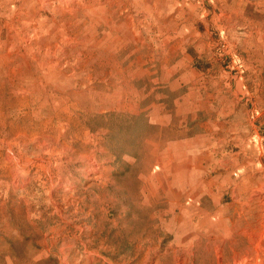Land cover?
I'll return each mask as SVG.
<instances>
[{"label": "rangeland", "instance_id": "1", "mask_svg": "<svg viewBox=\"0 0 264 264\" xmlns=\"http://www.w3.org/2000/svg\"><path fill=\"white\" fill-rule=\"evenodd\" d=\"M57 115L52 187L26 129ZM230 236H264V0H0V264H217Z\"/></svg>", "mask_w": 264, "mask_h": 264}, {"label": "bare ground", "instance_id": "2", "mask_svg": "<svg viewBox=\"0 0 264 264\" xmlns=\"http://www.w3.org/2000/svg\"><path fill=\"white\" fill-rule=\"evenodd\" d=\"M44 91V90H43ZM40 93V92H39ZM38 93V94H39ZM14 95V93H13ZM39 97V96H38ZM147 99V98H146ZM13 100V104L19 107H26V105L28 104V100L25 97L24 93H19L17 94V96L12 97ZM59 101V102H58ZM62 101V100H61ZM60 100H53V104H55L56 102L59 103L60 107L63 108V105L61 106V102ZM145 102V101H144ZM142 102V103H144ZM63 104V103H62ZM68 106V105H67ZM66 106V107H67ZM70 108V107H69ZM73 110V109H72ZM75 111V110H74ZM64 114H66L65 112H68L67 110L63 109L62 111ZM71 112V111H69ZM62 113V114H63ZM50 114V113H49ZM76 115V114H75ZM49 116V115H48ZM57 119H60V115H57L56 119H51L48 120L44 123H42L39 128H31L32 124H29V127L26 129V133H30L32 134L31 137L35 136L34 139H38V145L35 146V154L37 156V158H39L40 160L43 159L42 158V154L47 155L49 157V159H45V163L44 164H40L39 168L40 170L43 172L44 175H47L49 177V180L52 184L53 187V181L55 179V176H59V181L63 182L64 181V173L66 172V168L68 167L69 164L73 163V159L70 160H63L64 153H74L75 151L73 150V147L69 145V143L67 142H62L61 138L62 135H60L62 133V129H63V124H61L60 122H56ZM62 128V129H61ZM22 130V129H21ZM25 130V129H24ZM51 132H55V135H46L45 133L48 131ZM39 131V132H37ZM106 132V131H105ZM60 133V134H59ZM21 134V133H20ZM67 135V134H66ZM94 137V136H93ZM92 137V138H93ZM143 138V137H142ZM32 139V140H34ZM139 139V138H138ZM36 141V140H35ZM141 142V140H140ZM20 145V144H19ZM23 145V144H22ZM27 145V144H26ZM156 146V145H155ZM26 147V146H25ZM157 148V147H156ZM98 150V149H97ZM102 150V149H101ZM154 150V149H153ZM156 151V150H155ZM154 151V152H155ZM10 152V151H9ZM101 152V151H100ZM75 154V153H74ZM77 154V153H76ZM16 153H11V156L9 157L10 160H16ZM71 156V154H70ZM93 156V154H92ZM56 158L57 162L56 164L53 163L52 159ZM7 158V157H6ZM78 160H81L83 162H87L89 164L90 168H94L95 166H97L96 161L88 156V155H78V157H76ZM15 162V161H14ZM18 162V160H17ZM27 162V161H26ZM11 163V162H10ZM109 163V162H108ZM87 164V165H88ZM101 164V163H100ZM105 164V163H104ZM18 167L20 168V164ZM78 165V164H77ZM17 167V168H18ZM97 169V168H96ZM14 170V168H13ZM54 170H56V173H54ZM81 170V169H79ZM87 171V170H86ZM91 171V170H90ZM89 171V172H90ZM36 172V170H35ZM24 173V172H23ZM157 174V173H156ZM155 174V175H156ZM22 175V174H19ZM87 175V174H86ZM96 175V174H95ZM82 176V175H81ZM84 176V175H83ZM164 176V175H163ZM16 177V176H15ZM42 177V176H41ZM80 178V177H79ZM68 180V179H67ZM149 180V179H147ZM16 182V180H15ZM18 182V181H17ZM149 182V181H148ZM18 184V183H17ZM23 184V183H22ZM56 184V182H55ZM68 184V183H67ZM75 184V183H74ZM150 184V183H149ZM160 185V184H159ZM157 185V186H159ZM151 188L152 186L149 185ZM22 187V186H20ZM61 187V186H60ZM71 187V186H70ZM65 189V188H64ZM63 189V190H64ZM66 191H70L69 186L65 189ZM154 190V189H153ZM53 191V190H52ZM51 191V192H52ZM73 191V190H72ZM174 193V192H173ZM143 194V191H142ZM160 193L158 192V190L156 191H152L151 195L152 198H156V196H158ZM165 195H170L169 191H165L164 193ZM178 194V193H177ZM176 194V195H177ZM262 194V193H261ZM62 195V194H61ZM179 195V194H178ZM260 195V194H259ZM144 196V195H143ZM175 196V195H174ZM69 197V196H68ZM180 197V196H178ZM70 198V197H69ZM149 196L146 198L148 199ZM145 199V196H144ZM145 199V200H146ZM52 200V199H50ZM70 200V199H69ZM157 200V199H156ZM150 201V200H149ZM52 202V201H51ZM148 203V202H145ZM55 204V202H54ZM56 205V204H55ZM199 216V215H198ZM247 239V242L245 243V245L241 246L239 244V241H243L244 238ZM233 242L231 248H230V257H226L225 255V248L222 247L221 245L218 244H214L215 245V249H216V258L217 264H260L259 261L264 258V236H240V237H236V236H230V238ZM66 244V243H65ZM73 244V243H72ZM239 244V245H238ZM67 245V244H66ZM238 245V246H235ZM72 248V247H71ZM141 249V248H140ZM68 250V249H67ZM178 259V256L176 257V260ZM181 262V261H180ZM186 261H184L183 264H185ZM179 264V263H177Z\"/></svg>", "mask_w": 264, "mask_h": 264}]
</instances>
